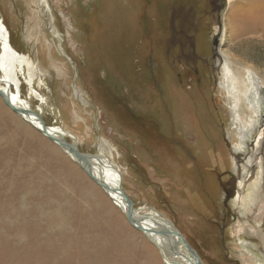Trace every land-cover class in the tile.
I'll return each instance as SVG.
<instances>
[{
	"label": "rangeland",
	"instance_id": "374dc122",
	"mask_svg": "<svg viewBox=\"0 0 264 264\" xmlns=\"http://www.w3.org/2000/svg\"><path fill=\"white\" fill-rule=\"evenodd\" d=\"M0 20L34 65L35 91L22 78L20 89L46 125L82 153L111 155L133 205L170 221L203 264H264V141L245 183L260 169L254 202L240 215L232 201L243 156L234 115L256 119L244 68L264 96V0H0ZM216 41L221 60L193 61ZM259 126L264 140V110ZM0 264H164L1 97Z\"/></svg>",
	"mask_w": 264,
	"mask_h": 264
},
{
	"label": "bare ground",
	"instance_id": "6f19581e",
	"mask_svg": "<svg viewBox=\"0 0 264 264\" xmlns=\"http://www.w3.org/2000/svg\"><path fill=\"white\" fill-rule=\"evenodd\" d=\"M45 3L46 0H39L40 6H44ZM3 22L4 21L0 20L1 94L6 96L7 100L12 106L18 108V110L21 111V114L18 115L20 119L28 123L37 132H39L38 129L46 130L47 135L62 138L66 143L75 146L76 141L74 137L69 135L59 126L46 125L44 123L42 114L31 106L28 96L22 95L20 89V83L22 82L20 78L23 79V83L28 88L29 94L35 91L32 78L34 65L28 55L18 51L13 46L11 41V33L7 26L3 24ZM224 72L227 74V67L225 66ZM259 82L260 78L256 73L253 72V70L244 68L245 89H243L242 96L248 108L252 110L253 115L256 116V119L249 118L245 125L240 122L236 114L234 115L235 117L233 119L238 121L239 124L237 135L238 143L236 148L233 150L235 153L243 155L242 167H239L238 165L235 168L236 175L239 177L237 182V187L239 190H237L238 194L232 200L237 208L240 209V215H243L245 208L249 206L250 203L254 202L258 190L261 188V179L263 176L259 169L255 174L253 181L247 185L245 184L247 177L251 173V168L254 164L256 165V163H258L260 147L264 141L262 136L263 134L259 132L261 111L264 110L262 104V102H264V96L260 90L261 85H259ZM40 101H42V99ZM75 147L80 152L77 145ZM61 150L76 162V159L72 153L68 151V149L67 151L63 149ZM82 155L84 157V161L80 163L84 166V170H89L92 173L93 177H95L96 181L98 182L95 183L109 197L111 201L114 200L112 201L113 204L121 211L126 220L141 234H143L147 241L158 250L164 264H191L189 260H192L195 264H203L195 250L193 252L188 247L187 241L183 236L182 238L184 240L178 235H171L168 233V229L171 227L170 223L163 219V217L154 208H137L134 205L129 208L126 205L123 196L127 195L122 188V174L117 165H115V163L112 161L111 155H105L101 153L100 150L96 153H82ZM252 208L249 209L251 210ZM241 247L244 251L249 252V249L244 243L241 244Z\"/></svg>",
	"mask_w": 264,
	"mask_h": 264
},
{
	"label": "water",
	"instance_id": "95a60500",
	"mask_svg": "<svg viewBox=\"0 0 264 264\" xmlns=\"http://www.w3.org/2000/svg\"><path fill=\"white\" fill-rule=\"evenodd\" d=\"M261 92H262V91H261ZM262 93H263V92H262ZM0 97H1L2 101L4 102V104H5V105H6V106H7L12 112H14V113L17 114V115L21 114V111L18 110V108H15L14 106H12V105L9 103V101L7 100L6 96H5V95H2L1 92H0ZM36 129H38V128H36ZM38 130H39V132H40L42 135H44L48 140H50L51 142H53V143H55L56 145H58L61 149L66 150V151H67V149H68V151L72 153V155H73L74 158L76 159L77 164L81 167V169L85 172V174H86L90 179H92L94 182L98 183V182L96 181V178L93 177L92 173H91L89 170H84V166L80 163V162L84 161V160H83L84 157H83L82 153H80V152L76 149V147H75L76 145L74 146V145H71V144H69V143H66V142L64 141V139H62V138H57V137H55V136L47 135V131H46V130H41V129H38ZM123 197H124V199H125L126 205H127L129 208H131L132 205H133V203H132V201L130 200V198H129L128 196H123ZM112 201H114V200H112ZM163 219H165V218L163 217ZM165 220L168 221L167 219H165ZM168 222H169L170 225H171L170 229H168V233H170L171 235H172V234H174V235H178L179 237L182 238L180 232L174 227V225H173L170 221H168ZM166 228H167V227H166ZM182 239H183V238H182ZM183 240H184V239H183ZM187 245H188V244H187ZM188 247L194 252V250H193L189 245H188ZM189 261H190L191 264H195L192 260H189Z\"/></svg>",
	"mask_w": 264,
	"mask_h": 264
},
{
	"label": "flooded vegetation",
	"instance_id": "af4514ba",
	"mask_svg": "<svg viewBox=\"0 0 264 264\" xmlns=\"http://www.w3.org/2000/svg\"><path fill=\"white\" fill-rule=\"evenodd\" d=\"M216 44H218L217 43V41L216 42H214V44H213V52H212V55H211V57H210V59L209 58H204V57H202L200 54H198V53H196L195 51H193V61L194 62H199V61H201L200 63H203V62H206V64L209 62V61H215V60H218V58L219 59H221V54L217 51V49L215 48V45ZM181 48V47H180ZM182 53V52H181ZM218 62V65H219V62H220V60L219 61H217ZM210 63H208V65H209ZM192 71H194L193 69H192ZM195 72V74H197V78L195 79V81H196V83H199V82H201V79H200V77H199V72L198 71H194Z\"/></svg>",
	"mask_w": 264,
	"mask_h": 264
}]
</instances>
